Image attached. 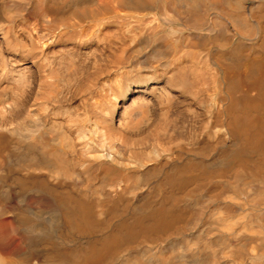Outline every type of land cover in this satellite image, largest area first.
I'll return each instance as SVG.
<instances>
[{"label": "bare ground", "instance_id": "6f19581e", "mask_svg": "<svg viewBox=\"0 0 264 264\" xmlns=\"http://www.w3.org/2000/svg\"><path fill=\"white\" fill-rule=\"evenodd\" d=\"M0 264H264V0H0Z\"/></svg>", "mask_w": 264, "mask_h": 264}]
</instances>
